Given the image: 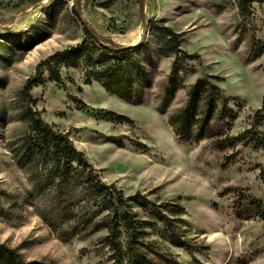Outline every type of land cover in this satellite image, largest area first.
<instances>
[{"label": "rangeland", "instance_id": "374dc122", "mask_svg": "<svg viewBox=\"0 0 264 264\" xmlns=\"http://www.w3.org/2000/svg\"><path fill=\"white\" fill-rule=\"evenodd\" d=\"M242 2L0 0V250L5 258L11 250L19 264H112L102 243L108 231H94L101 217L88 222L93 216L88 205L76 203L68 209L74 213L52 215L58 227H77L72 239L58 237L41 216L59 214L54 188L38 190L37 169L19 150L27 133L23 85L42 59L82 42L87 27L101 43L141 47L136 56L151 80L143 100L126 102L96 81L88 84L83 69L75 67H61V84L45 70L31 93L42 118L68 132L102 181L126 196L141 192L157 204L185 210L166 211L184 220L174 223L185 241L178 246L163 222L135 207L138 220L146 221L140 229V264H264L263 221L236 220L233 214L240 191L264 197L259 177L264 149L218 147L224 137L251 127L264 101V0L251 1L248 12ZM156 26L177 34L178 51L167 48ZM170 77L181 85L162 112ZM201 78L217 101L207 135L185 143L169 118L188 104ZM209 108L203 96L199 123ZM100 110L135 123L100 119ZM258 129L264 133V124Z\"/></svg>", "mask_w": 264, "mask_h": 264}, {"label": "trees", "instance_id": "16d2710c", "mask_svg": "<svg viewBox=\"0 0 264 264\" xmlns=\"http://www.w3.org/2000/svg\"><path fill=\"white\" fill-rule=\"evenodd\" d=\"M251 1L254 0H243L241 4L243 12L249 11ZM156 28L159 29L158 36L162 38L167 48L178 51L177 34L168 27L156 26ZM84 34L86 37L82 42L56 51L42 59L36 67V73L23 85L20 95L24 104L23 115L26 117L27 133L21 139L19 150L23 159H26L27 163H33L37 169L38 190L54 188L59 214H56V211L41 212V216L50 226H53L60 239L64 241L72 239L76 236L77 227L75 225L68 228L58 227L52 221L54 219L52 215L59 217L62 213L69 211L68 209L71 210L72 205L82 202L90 206L93 211V216L91 215L88 222L94 221L95 217H101L93 224L94 231L101 229L108 231L102 243L112 253L109 256L112 264H140V255H142L140 252L142 230L140 229L144 227L146 221L138 220L135 207L144 210L149 217L163 222L168 237L178 246H184L185 241L181 240L175 230L177 225L174 223H182L184 220L172 218L166 211L184 214L185 210L177 204H157L141 192L126 196L114 183L108 184L102 181L97 169L88 161L84 152L74 145L68 132L56 129L42 118L41 111L35 107L31 93L33 86L41 80L45 70L49 72L51 80L61 84L63 83L61 67H75L83 69L86 76L85 82L88 84L96 81L101 87L103 86L126 102L135 104L143 100L146 85H149L151 80L145 74L140 56H136L141 47L101 43L94 32L87 27H84ZM180 85L176 78L170 77L166 86V95L160 107L162 112L167 109ZM207 89L206 81L199 79L189 92L188 104L169 118V124L185 143L198 141L202 136L207 135L208 122L214 111L211 105L217 101L213 92ZM203 96L206 97L211 108L207 112L206 120L202 119L199 123L197 107L198 101ZM97 115L100 119L112 122L135 123L128 116L110 110H100ZM263 124L264 101L253 115L252 126L237 136L224 137L218 142V147L226 148L241 144L245 147L264 149V133L258 129ZM194 126L199 127L197 132H193ZM259 169V177L264 185V164ZM235 202L237 205L233 214L236 220L259 219L264 223V197L240 191ZM69 213L74 212L69 211ZM8 252L10 256L5 258L3 250H0V264H19L12 255L13 251L8 250ZM29 264L44 263L33 261Z\"/></svg>", "mask_w": 264, "mask_h": 264}]
</instances>
